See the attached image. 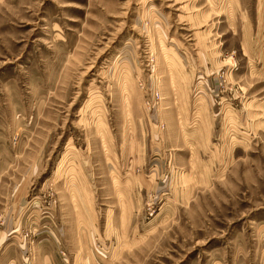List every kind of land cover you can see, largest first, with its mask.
Segmentation results:
<instances>
[{"label":"rangeland","instance_id":"1","mask_svg":"<svg viewBox=\"0 0 264 264\" xmlns=\"http://www.w3.org/2000/svg\"><path fill=\"white\" fill-rule=\"evenodd\" d=\"M0 264H264V0H0Z\"/></svg>","mask_w":264,"mask_h":264}]
</instances>
